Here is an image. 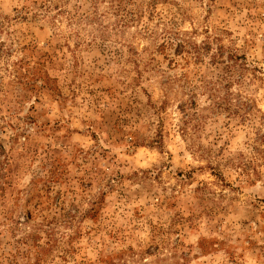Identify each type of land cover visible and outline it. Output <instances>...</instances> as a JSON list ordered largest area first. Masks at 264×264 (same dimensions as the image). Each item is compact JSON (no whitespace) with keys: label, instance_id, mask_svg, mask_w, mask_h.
I'll use <instances>...</instances> for the list:
<instances>
[{"label":"rangeland","instance_id":"374dc122","mask_svg":"<svg viewBox=\"0 0 264 264\" xmlns=\"http://www.w3.org/2000/svg\"><path fill=\"white\" fill-rule=\"evenodd\" d=\"M0 264H264V0H0Z\"/></svg>","mask_w":264,"mask_h":264},{"label":"trees","instance_id":"16d2710c","mask_svg":"<svg viewBox=\"0 0 264 264\" xmlns=\"http://www.w3.org/2000/svg\"><path fill=\"white\" fill-rule=\"evenodd\" d=\"M94 214V208H91L87 213H86V217L87 216H93ZM70 223H67V226H69ZM46 232H47V235H48V238L50 240L49 242V246H44V245H41V244H38L37 243V249H38V253L41 254L43 253L42 255L46 256L47 253H49L51 250H52V247H53V242H52V239H54L55 237V230L52 226H48V229H46ZM35 235V234H33ZM36 237V235L34 236Z\"/></svg>","mask_w":264,"mask_h":264}]
</instances>
